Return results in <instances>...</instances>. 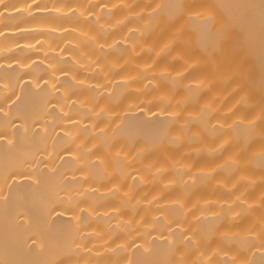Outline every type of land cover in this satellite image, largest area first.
Returning <instances> with one entry per match:
<instances>
[{"label":"bare ground","instance_id":"obj_1","mask_svg":"<svg viewBox=\"0 0 264 264\" xmlns=\"http://www.w3.org/2000/svg\"><path fill=\"white\" fill-rule=\"evenodd\" d=\"M0 264H264V0H0Z\"/></svg>","mask_w":264,"mask_h":264}]
</instances>
